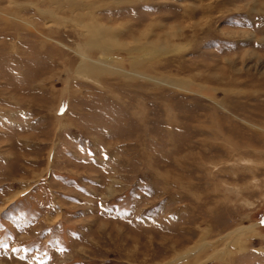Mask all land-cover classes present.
I'll return each mask as SVG.
<instances>
[{"label": "rangeland", "instance_id": "obj_1", "mask_svg": "<svg viewBox=\"0 0 264 264\" xmlns=\"http://www.w3.org/2000/svg\"><path fill=\"white\" fill-rule=\"evenodd\" d=\"M1 209L0 264H264V0H0Z\"/></svg>", "mask_w": 264, "mask_h": 264}, {"label": "bare ground", "instance_id": "obj_2", "mask_svg": "<svg viewBox=\"0 0 264 264\" xmlns=\"http://www.w3.org/2000/svg\"><path fill=\"white\" fill-rule=\"evenodd\" d=\"M98 66H100V67H98L96 70L97 71H99V72H101V71H104V69L103 68H101L102 66H104V65H101L100 64V61L98 62V63H96ZM2 211V209L0 210V212Z\"/></svg>", "mask_w": 264, "mask_h": 264}]
</instances>
